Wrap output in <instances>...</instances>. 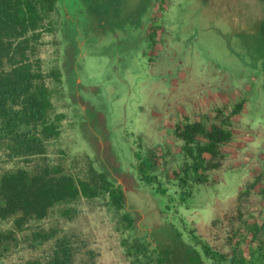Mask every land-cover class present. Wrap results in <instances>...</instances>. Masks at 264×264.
<instances>
[{"label":"rangeland","instance_id":"374dc122","mask_svg":"<svg viewBox=\"0 0 264 264\" xmlns=\"http://www.w3.org/2000/svg\"><path fill=\"white\" fill-rule=\"evenodd\" d=\"M152 1L59 0L54 30L42 39L43 68L57 65L61 71L53 103L63 118L60 136L47 142L50 164L88 179L89 162L126 196L122 210L101 192L56 205L35 222L38 229L55 230L57 237H71L77 248L74 264H133L134 256L127 254L131 241L125 240L131 236L148 242L152 253L157 250L155 260L168 252V264H194V256L197 264H212L193 233L212 244L224 242L221 231L213 229V236V220L230 214L242 186L264 170L260 4L210 0L215 9L207 10L205 0H154L151 9ZM216 8L234 16V23ZM222 91L232 104L246 99L233 126L248 141L191 196L184 197L171 183L166 195L149 189L137 178V155L160 141L158 132L180 106L188 111L192 98ZM257 97L263 102L258 104ZM20 166L25 164L0 152V174ZM259 199L253 195L251 201ZM66 209L71 210L67 215ZM125 211L133 225L124 219ZM54 242L37 250L22 243L4 262L46 255Z\"/></svg>","mask_w":264,"mask_h":264},{"label":"trees","instance_id":"16d2710c","mask_svg":"<svg viewBox=\"0 0 264 264\" xmlns=\"http://www.w3.org/2000/svg\"><path fill=\"white\" fill-rule=\"evenodd\" d=\"M58 1L0 0V152L25 164L0 174V264H74L77 248L71 237H57L55 230L38 229L35 222L45 219L54 206L83 196L108 193L117 210L124 208L126 199L122 187L89 162L88 179L49 162L47 142L61 134L63 115L55 113L53 103L54 94L60 92L61 71L57 65L43 68L40 47L44 35L54 30ZM257 1L264 13V0ZM205 3L207 10L215 9L210 0ZM222 12L234 23V16ZM259 21L263 37L264 14ZM225 94L192 98L189 112L178 106L179 114L166 121L160 141L137 155V178L149 189L166 195L171 183L184 197L191 196L197 185L208 183L224 161L248 141L233 126V117L245 109L246 99L232 104ZM257 101L263 102L258 97ZM30 164H34L32 169L26 167ZM253 175L239 191L230 214L212 222L211 230L221 231L224 242L212 244L193 233L212 264H264V170ZM253 195L260 199L251 201ZM70 212L66 209L63 214ZM123 217L133 225L129 213L125 211ZM212 234L216 235L214 230ZM50 239L55 242L46 255L20 263L4 262L22 243L37 250ZM126 239L131 241L127 254L134 256L133 264H168V252L155 260L157 250L152 253L148 242L139 236ZM90 252L93 256L87 250ZM194 257L197 264L200 259Z\"/></svg>","mask_w":264,"mask_h":264},{"label":"crops","instance_id":"0c3cea01","mask_svg":"<svg viewBox=\"0 0 264 264\" xmlns=\"http://www.w3.org/2000/svg\"><path fill=\"white\" fill-rule=\"evenodd\" d=\"M153 4H154V0L151 2V9H152V7H153ZM137 28H139V27H136V29H137ZM143 28H144V25H143L142 29H143ZM160 133H161V132L159 131V132H158L159 139H160V135H161Z\"/></svg>","mask_w":264,"mask_h":264}]
</instances>
